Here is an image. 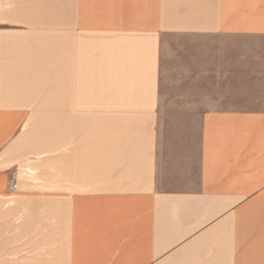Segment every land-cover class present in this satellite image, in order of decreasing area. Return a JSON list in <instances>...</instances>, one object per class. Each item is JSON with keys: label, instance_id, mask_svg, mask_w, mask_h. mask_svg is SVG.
<instances>
[{"label": "crops", "instance_id": "crops-1", "mask_svg": "<svg viewBox=\"0 0 264 264\" xmlns=\"http://www.w3.org/2000/svg\"><path fill=\"white\" fill-rule=\"evenodd\" d=\"M5 1L0 264H264V0Z\"/></svg>", "mask_w": 264, "mask_h": 264}, {"label": "rangeland", "instance_id": "rangeland-1", "mask_svg": "<svg viewBox=\"0 0 264 264\" xmlns=\"http://www.w3.org/2000/svg\"><path fill=\"white\" fill-rule=\"evenodd\" d=\"M10 4H11V1H10V0L5 1L4 7L6 8V7H8V5H10ZM11 6H12V5H11ZM11 6H10V7H11ZM10 203H11V202H8L7 204H5V205H3V206L5 207V206H8V205H9L8 207H10V205H11ZM10 216H11L10 214L7 215L6 213H4V215H3L4 220H10Z\"/></svg>", "mask_w": 264, "mask_h": 264}, {"label": "built area", "instance_id": "built-area-1", "mask_svg": "<svg viewBox=\"0 0 264 264\" xmlns=\"http://www.w3.org/2000/svg\"><path fill=\"white\" fill-rule=\"evenodd\" d=\"M16 187H17V183H16V181H14L13 184H12V188L16 189Z\"/></svg>", "mask_w": 264, "mask_h": 264}]
</instances>
